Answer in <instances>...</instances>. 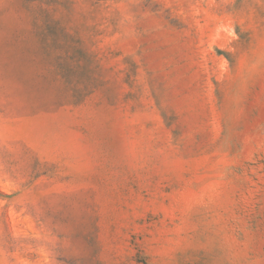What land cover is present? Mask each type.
Returning a JSON list of instances; mask_svg holds the SVG:
<instances>
[{"label":"rangeland","instance_id":"1","mask_svg":"<svg viewBox=\"0 0 264 264\" xmlns=\"http://www.w3.org/2000/svg\"><path fill=\"white\" fill-rule=\"evenodd\" d=\"M0 264H264V0H0Z\"/></svg>","mask_w":264,"mask_h":264}]
</instances>
